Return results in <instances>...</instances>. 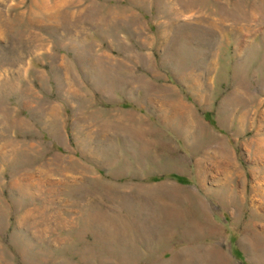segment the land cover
<instances>
[{
    "label": "rangeland",
    "instance_id": "374dc122",
    "mask_svg": "<svg viewBox=\"0 0 264 264\" xmlns=\"http://www.w3.org/2000/svg\"><path fill=\"white\" fill-rule=\"evenodd\" d=\"M0 264H264V0H0Z\"/></svg>",
    "mask_w": 264,
    "mask_h": 264
}]
</instances>
